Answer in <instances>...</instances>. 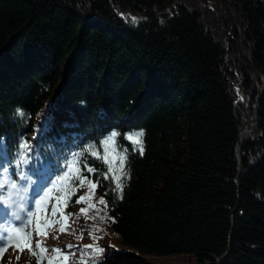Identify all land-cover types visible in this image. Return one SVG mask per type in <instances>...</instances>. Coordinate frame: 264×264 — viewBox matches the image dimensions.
I'll return each instance as SVG.
<instances>
[{
    "label": "trees",
    "instance_id": "1",
    "mask_svg": "<svg viewBox=\"0 0 264 264\" xmlns=\"http://www.w3.org/2000/svg\"><path fill=\"white\" fill-rule=\"evenodd\" d=\"M141 130L143 154L126 138ZM114 131L123 188L119 156L88 160L98 186L51 239L67 264H264V0H0V146L73 152Z\"/></svg>",
    "mask_w": 264,
    "mask_h": 264
},
{
    "label": "snow or ice",
    "instance_id": "2",
    "mask_svg": "<svg viewBox=\"0 0 264 264\" xmlns=\"http://www.w3.org/2000/svg\"><path fill=\"white\" fill-rule=\"evenodd\" d=\"M17 116L23 122H27L30 117L23 110L17 109ZM120 134L117 132L110 133L107 137L102 138L95 145L89 144L84 146L82 143L77 144L79 151L57 153L55 148L49 146L47 153H42L39 147L29 142L21 135L18 143L14 146V150L10 155L6 147L0 146V255L4 253L10 245H15L19 250H23L22 245L28 247L30 255L36 258V264H41L44 253L52 251L57 255L48 260V264H54L56 260L63 255L65 264L69 260L72 245H66L69 250L67 254L63 253L60 248L47 249L42 247L39 241L33 250L30 243L32 233L36 235H48L45 228L52 224L60 223V220L50 219L47 209L49 202L53 199L55 193V204L51 205V216L56 213L60 214V218L67 221L68 217L76 215L75 213L65 214L64 209L68 204L71 196L76 192V182L79 186H88L89 190L95 189L98 182L87 179L86 173L98 171L88 163L90 158L98 159L101 164L108 165V171H111V161L108 160L109 155L115 158L119 156L122 175L115 177L117 180V189L123 188V178L126 177V151L120 149L119 153L109 152V147L114 145V139ZM143 136V131H139L126 136L133 143V150H138L143 154L142 140L137 139ZM35 139V138H34ZM104 148V156H100L97 151ZM57 157V163L53 167L51 157L48 154ZM123 153V155H120ZM54 175V178H53ZM107 178V177H105ZM90 196L81 195L75 201L80 204ZM99 203L104 204L101 198ZM93 207L89 204V208ZM88 209L81 208L80 213H87ZM31 229V230H29ZM60 232H65L66 228L62 225ZM83 237H78L82 239ZM92 239H96L91 237ZM84 249H90V257L95 261L98 260L103 248L94 245L84 246ZM85 253L82 250V256ZM77 264H84L83 259Z\"/></svg>",
    "mask_w": 264,
    "mask_h": 264
},
{
    "label": "rangeland",
    "instance_id": "3",
    "mask_svg": "<svg viewBox=\"0 0 264 264\" xmlns=\"http://www.w3.org/2000/svg\"><path fill=\"white\" fill-rule=\"evenodd\" d=\"M112 158V157H111ZM85 190L84 187H80L76 190L77 194H82ZM55 199H51V203L49 204V208L47 209V213L50 217V219H56L59 220V213H56V215L53 217L51 216V205L55 204ZM57 224V223H56ZM56 224H52L50 227H47L44 229L48 233V235H36L35 232L32 233V237L30 239V243L32 245V248L35 249V245L37 241H39L40 244H44L45 248L52 249L53 246L51 244V239L54 236V227ZM30 230V229H29ZM120 245H118L116 242H109L107 247L104 249V251H113L119 249ZM38 251V250H36ZM52 251H48L44 253V258L41 261V264H48V260L51 259ZM187 256L182 254H176V255H168L163 257H149L148 260L155 264H190L188 261ZM2 264H33V260L30 255H28L26 252L22 255H15L14 253H6L3 256Z\"/></svg>",
    "mask_w": 264,
    "mask_h": 264
}]
</instances>
